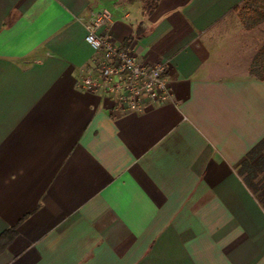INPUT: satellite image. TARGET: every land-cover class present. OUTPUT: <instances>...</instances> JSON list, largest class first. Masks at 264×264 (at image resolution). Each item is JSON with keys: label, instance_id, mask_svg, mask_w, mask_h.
I'll return each instance as SVG.
<instances>
[{"label": "crops", "instance_id": "0c3cea01", "mask_svg": "<svg viewBox=\"0 0 264 264\" xmlns=\"http://www.w3.org/2000/svg\"><path fill=\"white\" fill-rule=\"evenodd\" d=\"M243 1L0 0V264H264L243 180L264 150L241 166L264 81L222 34ZM100 9L115 46L166 64L172 102L125 113L77 87Z\"/></svg>", "mask_w": 264, "mask_h": 264}, {"label": "built area", "instance_id": "2783aa9c", "mask_svg": "<svg viewBox=\"0 0 264 264\" xmlns=\"http://www.w3.org/2000/svg\"><path fill=\"white\" fill-rule=\"evenodd\" d=\"M110 20V12L100 9L83 22L92 65L79 76L77 87L89 94L110 97L116 109L125 113H143L172 102L166 64L140 63L132 48L115 46L106 29Z\"/></svg>", "mask_w": 264, "mask_h": 264}, {"label": "rangeland", "instance_id": "374dc122", "mask_svg": "<svg viewBox=\"0 0 264 264\" xmlns=\"http://www.w3.org/2000/svg\"><path fill=\"white\" fill-rule=\"evenodd\" d=\"M243 4L239 6L241 9ZM259 11L264 12V1L258 7ZM253 10L245 11L246 16H251ZM241 10L234 11L223 24L222 34L233 44V54L237 58L241 69H247V73L258 76L260 66L264 65V55L258 53L264 45V22L255 27L245 25L240 16ZM242 13V12H241ZM243 67V68H242ZM245 69V70H246Z\"/></svg>", "mask_w": 264, "mask_h": 264}, {"label": "trees", "instance_id": "16d2710c", "mask_svg": "<svg viewBox=\"0 0 264 264\" xmlns=\"http://www.w3.org/2000/svg\"><path fill=\"white\" fill-rule=\"evenodd\" d=\"M264 0H244L243 6L240 9L239 7L235 8V12L241 10L239 13L242 17L243 21H245V25L250 27H255L264 22V12L259 11L258 7ZM252 9L253 14L251 16H246L245 11ZM125 47V46H123ZM259 56L264 55V45L260 49ZM259 79L264 81V65L260 66L258 71ZM264 150V141L261 142L258 146H256L247 157L241 162V166H243L242 170H249L252 167L257 165V157L261 156L262 151ZM253 165V166H252ZM243 180L247 186L251 189L253 194L257 197L258 201L264 206V175L261 177L257 176H243ZM1 249V246H0Z\"/></svg>", "mask_w": 264, "mask_h": 264}]
</instances>
